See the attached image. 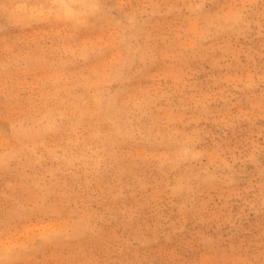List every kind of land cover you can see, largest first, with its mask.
Segmentation results:
<instances>
[{
  "label": "rangeland",
  "instance_id": "rangeland-1",
  "mask_svg": "<svg viewBox=\"0 0 264 264\" xmlns=\"http://www.w3.org/2000/svg\"><path fill=\"white\" fill-rule=\"evenodd\" d=\"M0 264H264V0H0Z\"/></svg>",
  "mask_w": 264,
  "mask_h": 264
}]
</instances>
